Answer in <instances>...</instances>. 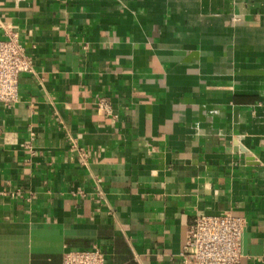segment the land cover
Returning a JSON list of instances; mask_svg holds the SVG:
<instances>
[{
  "label": "crops",
  "instance_id": "1",
  "mask_svg": "<svg viewBox=\"0 0 264 264\" xmlns=\"http://www.w3.org/2000/svg\"><path fill=\"white\" fill-rule=\"evenodd\" d=\"M10 30L33 71L0 103V264H186L226 212L264 264V0H0Z\"/></svg>",
  "mask_w": 264,
  "mask_h": 264
},
{
  "label": "built area",
  "instance_id": "2",
  "mask_svg": "<svg viewBox=\"0 0 264 264\" xmlns=\"http://www.w3.org/2000/svg\"><path fill=\"white\" fill-rule=\"evenodd\" d=\"M2 26V25H1ZM0 40V103L11 106L19 99V77L33 71V61L18 32L7 33ZM100 108H104L100 104ZM86 154L81 152L85 161ZM245 218L230 212L220 215L199 214L189 225L187 241L181 252L186 264H239ZM63 264H106V255L98 247L90 250H70L64 253Z\"/></svg>",
  "mask_w": 264,
  "mask_h": 264
}]
</instances>
